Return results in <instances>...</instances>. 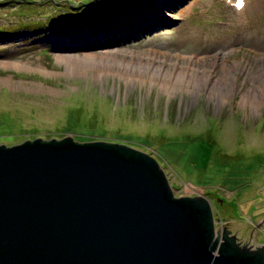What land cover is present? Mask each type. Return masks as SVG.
I'll use <instances>...</instances> for the list:
<instances>
[{"label":"rangeland","instance_id":"rangeland-1","mask_svg":"<svg viewBox=\"0 0 264 264\" xmlns=\"http://www.w3.org/2000/svg\"><path fill=\"white\" fill-rule=\"evenodd\" d=\"M14 1L0 0V145L65 137L129 145L157 161L173 196L208 199L215 232L245 221L264 236V10L256 8L264 0H247L239 24L225 0H178L176 9L169 0L135 32L147 7L132 22L119 7L70 27L66 6L81 0ZM51 20L60 25L36 29ZM190 70L196 84L187 87ZM186 141L198 144L185 150Z\"/></svg>","mask_w":264,"mask_h":264},{"label":"water","instance_id":"water-1","mask_svg":"<svg viewBox=\"0 0 264 264\" xmlns=\"http://www.w3.org/2000/svg\"><path fill=\"white\" fill-rule=\"evenodd\" d=\"M168 182L126 144L0 145V264H264L253 225L215 232L208 199Z\"/></svg>","mask_w":264,"mask_h":264},{"label":"bare ground","instance_id":"bare-ground-1","mask_svg":"<svg viewBox=\"0 0 264 264\" xmlns=\"http://www.w3.org/2000/svg\"><path fill=\"white\" fill-rule=\"evenodd\" d=\"M64 1H66V0H64ZM123 1L124 0H117L116 2H114L113 4H111V5H109L108 7H107V9H106V11L105 12H107V11H117V13L115 14V15H120V12H119V7H121L120 9H122V11L124 10V9H126L127 8V6L125 5V4H123ZM165 1H169V0H153V1H151V2H148V1H145V0H138V3L137 2H135V7L136 8H142V9H144L145 7H147V8H145L146 10H147V14H148V16H146V14L144 13V12H138V14H143V16H141V18L140 19H138L136 22H135V24L131 27V29H133L134 30V32H135V30H137L138 28H140V27H142L141 25L143 24V23H145L150 17H149V14L150 13H152V14H155L156 15V13L155 12H157V13H160V12H162L161 10H163V7H162V5L161 4H163V2H165ZM235 0H231V2L233 3ZM23 2V1H22ZM176 2H179L178 0H174V1H172L171 2V4H169V5H171V7H173V4L174 3H176ZM24 4H35V3H40V2H33V3H25V2H23ZM66 3V2H65ZM247 4H248V1L247 0H242L241 1V6H240V10L238 11V10H236L235 8H233L234 9V12H236V11H238V12H240V14H236V19H237V21H236V23L237 24H239V23H243V18H244V16H243V13H244V11L246 10V8H247ZM75 6V5H74ZM129 8V7H128ZM135 8V9H136ZM177 8V7H176ZM176 8H174V9H176ZM256 8L258 9V10H260V9H263L264 10V5H262V4H256ZM140 10V11H144V10ZM105 12L104 13H102V14H100L99 15V17H101L102 15H103V17L105 16ZM122 13H124V12H122ZM98 15V14H97ZM124 15V14H123ZM125 15L126 16H124L123 18H124V20H122L123 21V23H126V22H132L133 21V18L135 17V15H137V13L135 12V11H132L131 9L130 10H128L127 9V11H126V13H125ZM146 16V17H145ZM112 18V17H111ZM101 19V18H100ZM112 19H116V18H112ZM245 21V20H244ZM119 23V22H118ZM246 22H244V24H245ZM107 24V23H106ZM98 25H100V24H98ZM105 25V24H104ZM106 26V25H105ZM114 27H115V25H114ZM239 27V26H238ZM99 28V27H98ZM97 28V29H98ZM107 29V28H106ZM94 31L95 30H93V29H91L90 31H87V30H84V31H82V32H76V34L75 35H73L72 36V38H80V39H84V38H86V37H91V35L94 33ZM122 31H124V30H120L119 32H122ZM126 31V30H125ZM134 32H130V33H127V35L128 36H134V34H132V33H134ZM121 34H123V33H121ZM120 34V35H121ZM106 39H108L107 38V36H104ZM56 44H60L59 42H56ZM57 58L59 59V60H61V61H78L79 60V58L78 57H76V58H74V56H67V55H65V54H58L57 55ZM68 61V62H69ZM126 70H128V71H130V69H135L133 66H132V63H126ZM141 70V68L140 69H138V71H140ZM222 73L224 74L223 76V80H222V82H226L227 81V79H226V77L228 76V75H226V74H228V67L227 66H222ZM165 75H166V77L168 78L169 77V72H166L165 73ZM164 75V76H165ZM189 75V79L186 81V83L184 84L185 86L187 85V87H189L190 85H193V84H196L195 83V79H194V77L195 76H197V71H194V70H190L189 72H187V75H185V76H188ZM204 75V77H206L207 76V74L206 73H204L203 74ZM185 76H183V77H181V79H183ZM179 77H180V74H179V76H177V77H175V78H177L175 81L177 82L178 80H179ZM207 78V77H206ZM206 78H204L203 79V85H205V83H206V81H207V79ZM180 82H181V80H180ZM215 82H219V80H218V78H216V80H215ZM178 84H179V82H177ZM177 85V84H176ZM175 85V86H176ZM183 85V86H184ZM175 86L173 87H168V85L166 84V87H167V89H173V88H175ZM210 89H211V87H210ZM211 91V93H221L223 90L221 89V88H219L218 90H214V89H212V90H210ZM65 120H66V118H65ZM56 140V139H55ZM74 140V139H73ZM45 141H49V140H45ZM75 141V140H74ZM76 142V141H75ZM172 188V187H171ZM230 201L232 200V199H229ZM221 203V202H220ZM239 204V203H238ZM233 209V207L231 208V206H230V210H232ZM222 229L223 228H221L220 229V231H219V233L222 231Z\"/></svg>","mask_w":264,"mask_h":264},{"label":"trees","instance_id":"trees-1","mask_svg":"<svg viewBox=\"0 0 264 264\" xmlns=\"http://www.w3.org/2000/svg\"><path fill=\"white\" fill-rule=\"evenodd\" d=\"M22 1L25 2V3L42 2V0H18V1H14V2H20V4H21ZM116 1L117 0H81V2L79 4H76L74 6V9L70 8L69 6H66V9L65 10L68 13L75 15V20H73L72 21V24H70L69 26L72 27L73 24L75 25V24L81 22L82 20L86 19V17H83L82 15H87V14H91V13H92V15H97V14L100 15V14L104 13L106 11L107 7L109 5H111V4H113ZM52 4L54 5V3H52ZM79 8H82V9L78 10ZM123 14H125V13H122L120 15V18H122V20H124V18H123L124 15ZM46 17H48V16L45 15L43 18H46ZM114 18H117V16H115ZM67 19H68V17H63L59 21L61 23H63L62 21H65ZM47 21H49V20H47ZM54 22H55L54 20H51V22H49L47 24L44 23V25H40L36 29L42 28V29L45 30V29L53 28L56 25H60V24L54 23ZM192 144H198V143H196L195 141H188V142L186 141V148H185V150L188 147H190ZM185 157L188 158V161H191L192 160L189 156H185ZM199 161H202V159H200ZM227 165H228L227 163H222V168L226 167Z\"/></svg>","mask_w":264,"mask_h":264},{"label":"flooded vegetation","instance_id":"flooded-vegetation-1","mask_svg":"<svg viewBox=\"0 0 264 264\" xmlns=\"http://www.w3.org/2000/svg\"><path fill=\"white\" fill-rule=\"evenodd\" d=\"M240 242H241V241H240ZM245 243L248 244V245H251V244H250L251 242H249V241H248V242H245ZM246 244H241V245H246Z\"/></svg>","mask_w":264,"mask_h":264}]
</instances>
